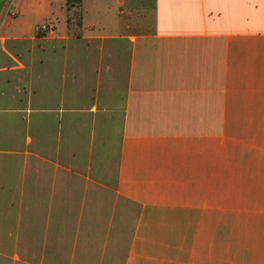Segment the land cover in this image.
I'll use <instances>...</instances> for the list:
<instances>
[{
  "label": "crops",
  "instance_id": "obj_1",
  "mask_svg": "<svg viewBox=\"0 0 264 264\" xmlns=\"http://www.w3.org/2000/svg\"><path fill=\"white\" fill-rule=\"evenodd\" d=\"M0 264H264V0H0Z\"/></svg>",
  "mask_w": 264,
  "mask_h": 264
},
{
  "label": "built area",
  "instance_id": "obj_2",
  "mask_svg": "<svg viewBox=\"0 0 264 264\" xmlns=\"http://www.w3.org/2000/svg\"><path fill=\"white\" fill-rule=\"evenodd\" d=\"M39 29L44 35H51L54 32V24L50 21L44 22L39 25Z\"/></svg>",
  "mask_w": 264,
  "mask_h": 264
},
{
  "label": "trees",
  "instance_id": "obj_3",
  "mask_svg": "<svg viewBox=\"0 0 264 264\" xmlns=\"http://www.w3.org/2000/svg\"><path fill=\"white\" fill-rule=\"evenodd\" d=\"M80 0H66V7L70 8L71 6L78 5Z\"/></svg>",
  "mask_w": 264,
  "mask_h": 264
},
{
  "label": "rangeland",
  "instance_id": "obj_4",
  "mask_svg": "<svg viewBox=\"0 0 264 264\" xmlns=\"http://www.w3.org/2000/svg\"><path fill=\"white\" fill-rule=\"evenodd\" d=\"M75 13H76V11H75ZM75 16H76V15H74V13H73V14H72V17L74 18V20H73L74 22H75Z\"/></svg>",
  "mask_w": 264,
  "mask_h": 264
}]
</instances>
